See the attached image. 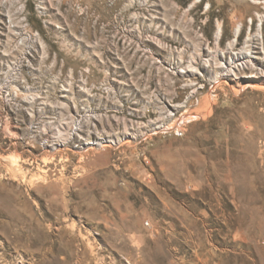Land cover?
<instances>
[{
  "label": "rangeland",
  "instance_id": "rangeland-1",
  "mask_svg": "<svg viewBox=\"0 0 264 264\" xmlns=\"http://www.w3.org/2000/svg\"><path fill=\"white\" fill-rule=\"evenodd\" d=\"M0 264H264V0H0Z\"/></svg>",
  "mask_w": 264,
  "mask_h": 264
},
{
  "label": "bare ground",
  "instance_id": "bare-ground-1",
  "mask_svg": "<svg viewBox=\"0 0 264 264\" xmlns=\"http://www.w3.org/2000/svg\"><path fill=\"white\" fill-rule=\"evenodd\" d=\"M196 2H199V0H196ZM220 29V28H219ZM237 30V29H236ZM242 58H246L247 56H241ZM251 60L249 59V62H250Z\"/></svg>",
  "mask_w": 264,
  "mask_h": 264
}]
</instances>
